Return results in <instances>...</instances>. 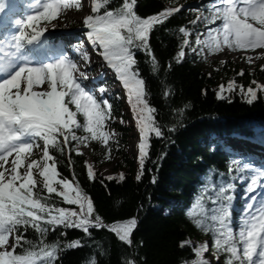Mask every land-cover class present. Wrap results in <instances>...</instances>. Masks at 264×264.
Wrapping results in <instances>:
<instances>
[{
    "label": "snow or ice",
    "instance_id": "1",
    "mask_svg": "<svg viewBox=\"0 0 264 264\" xmlns=\"http://www.w3.org/2000/svg\"><path fill=\"white\" fill-rule=\"evenodd\" d=\"M111 2L93 0L91 14L83 18V25L87 40L99 49L98 54L126 89L139 130L138 159L142 173L149 155L150 136L160 138L163 132L155 121V109L146 99L145 81L140 78L135 55L137 51L147 53L152 70L157 71L150 35L180 8H166L142 18L135 11L137 0H122L115 9L107 8ZM81 6V0H32L28 5L31 11L25 18L14 20L11 30H0V264H56L61 245L47 243L46 236L60 226L80 229L86 234H90V228L107 227L120 241L131 245L132 233L138 225L135 217L108 225L102 223L99 215L93 219L92 199L78 183L61 177L52 154V150L63 153L65 146L73 141H96L107 148L114 135L105 130L112 106L107 99H97L86 90L82 81L88 79L87 73L63 51L46 52L43 57L39 52L44 46L45 33L56 27L54 22L64 11L81 10ZM4 9V0H0V12ZM201 21L215 25L207 28L203 39L199 35L195 37L201 53L205 50L219 53L225 48L264 49V0H210L206 12L190 23ZM178 31L183 40L175 59L180 63L186 55L185 49L191 47L192 32L184 26ZM81 54L85 63L91 62L88 53L81 51ZM245 59L251 63L253 57ZM238 75L243 76L244 70ZM237 90L252 104L258 99V91H264V85L245 89L230 80L226 87L219 86L216 95L223 99L226 93ZM99 91L103 93L105 89ZM78 116L83 118L82 123ZM78 130L84 135H77ZM38 149L39 159L32 158ZM10 157L9 168L6 165ZM86 166L89 179H94L92 166L87 162ZM228 171L236 175H229L219 184H206L187 216L198 229L211 236L216 261L223 255V264H264V164L254 166L233 160ZM140 178L137 175L136 179ZM120 179H124L123 174ZM236 181L244 182L245 202L234 217ZM52 194L68 205L78 206L79 211L49 203ZM29 228L38 234V241L26 239L21 229ZM186 245L191 246V241L182 242L181 247ZM79 246L81 242L74 240L63 248ZM191 251L193 259L187 264H211L205 258L209 251L207 242L192 246ZM91 264L96 261L92 260Z\"/></svg>",
    "mask_w": 264,
    "mask_h": 264
},
{
    "label": "trees",
    "instance_id": "2",
    "mask_svg": "<svg viewBox=\"0 0 264 264\" xmlns=\"http://www.w3.org/2000/svg\"><path fill=\"white\" fill-rule=\"evenodd\" d=\"M191 1L137 0L135 6V11L142 18L156 15L166 8H180L164 24L156 26L150 35L149 43L158 64L157 71L152 70L151 57L147 53L137 51L135 55L140 78L145 81L146 99L149 106L155 109V121L163 132L160 138L150 136L149 155L143 172L139 161L127 157L124 152L130 127L111 123L114 117L122 116L123 102L120 99L111 102V118L105 128L116 130L118 144L109 143L107 148L96 141L86 144L98 165L102 158L114 154L123 180L120 175L109 180V176L97 170H93L95 178L89 179L86 156L78 150L80 142H71L65 146L63 153L52 150L61 177L78 183L92 199L93 219L99 215L104 225L133 217L138 220L132 233V244L120 241L107 227L90 228V234H86L80 229L60 226L46 236L47 243L58 242L61 245L56 264H91L92 260L96 264H130L132 261L135 264H187L193 259L191 247L196 246L194 239L202 238L210 247L206 253L208 257L210 252L214 253L211 236L192 223L187 216L188 210L206 184H219L229 175H236L228 171L233 160L259 166L250 157L229 153L222 149L218 141L209 142V139L215 136L220 140L236 135L264 140V91H258V99L249 104L239 90L226 93V98L219 99L216 95L218 89L213 87L217 80H221L225 87L230 80H235L245 89L256 87V84L264 85V71L258 66L242 67L230 60L218 62L215 68L207 70L192 47L185 49L183 61L177 63L175 57L183 40L179 28L184 26L191 30L192 45L198 23L193 25L190 21L196 18L199 10L206 12L210 4V0H202L197 8ZM121 3L122 0H112L107 8L115 9ZM241 69L244 70L243 76L238 75ZM115 75L112 72L111 76L116 78ZM77 134L84 135L81 130ZM137 175L141 176L139 180ZM236 184L239 185L237 181ZM49 203L79 211L78 206L62 202L56 194H52ZM242 207L237 199L234 217ZM21 231L27 240L38 241V234L31 228ZM74 240H79L81 246L68 250L63 248ZM186 241H191V246L181 247ZM224 259L221 255L214 264H223Z\"/></svg>",
    "mask_w": 264,
    "mask_h": 264
},
{
    "label": "rangeland",
    "instance_id": "3",
    "mask_svg": "<svg viewBox=\"0 0 264 264\" xmlns=\"http://www.w3.org/2000/svg\"><path fill=\"white\" fill-rule=\"evenodd\" d=\"M202 0H193L191 3H194V5L199 8V4ZM5 8L11 9L13 3L11 0H4ZM93 4V0H81V10H76L75 8L67 9L64 11L62 16L55 21L56 27L54 30L53 28H50L45 35H50L51 37H54V39L58 40L59 42L64 41H74L71 45L74 46L70 48L68 51L72 53L75 56V62L80 66L82 71H85L88 75V79L83 80L82 83L86 86L88 91L92 92L94 95H97L99 99H106L111 98L112 99H120L123 102L121 113L122 116L113 118L111 120V123L114 125L117 124H123L126 127H130L129 136L124 142V152L126 153L127 157L133 159L134 161L138 162V156H139V149L138 144L140 141L139 137V130L136 125V116L134 115L132 111V107L129 104L128 96L126 89L123 88L122 83L119 81V79L114 78L111 76V68L106 64L105 61H103V58L98 54L99 50H95L91 43L87 40L86 33L87 29L83 25V18L89 14H91V6ZM205 13L202 10H199L198 14ZM197 14V15H198ZM10 16H4L2 21L9 20ZM1 20V19H0ZM215 25H205L202 21L198 22V29L196 31V35H199L202 39L204 38V35L206 34L208 27H214ZM70 30L71 32H65L64 30ZM65 32V33H62ZM60 34V35H59ZM49 36V37H50ZM192 49L195 48L196 51H193L196 54H199L200 57L203 60L204 68L207 70H211V68H215L218 62L224 61V60H230L236 64H239L242 67L247 68H254L256 66L262 67L264 66V49H258V50H236V51H230L228 49H224L223 52L219 53H208L207 50H205L203 53L200 52V49L198 46L195 45V40L191 45ZM80 49L82 52L88 53L91 57L90 63H85L83 60L81 51H78L77 49ZM251 56L253 57V60L251 63H249L245 57ZM112 72L115 74V72L112 70ZM221 80H217L215 85L213 86L214 89L219 90V86L222 85ZM103 88L105 91L101 93L99 90ZM110 90V91H109ZM108 91L110 93H108ZM112 91V92H111ZM118 93V96L113 92ZM108 100V99H107ZM109 101V100H108ZM73 107L74 106H70ZM121 121H123L121 123ZM106 131H111L114 133V135L110 139V143H113V145L118 144V133L114 128L105 129ZM77 134V133H76ZM78 135V134H77ZM81 135V134H80ZM225 137L220 140L216 138L215 136H212L209 139V142H216L218 141L220 145L222 146V149H227V144L225 143L226 138L233 137ZM236 137V136H235ZM250 139L249 137H246ZM41 148H42V142H41ZM78 150L83 151L86 156V162L88 165H91L93 170H97L102 175L105 176H118L120 175L121 171L117 168V161L118 159L114 154H110L102 158L101 164L98 165L95 163L93 156L89 152V148L86 143H80L78 145ZM236 153L239 154L241 152H245V155L251 154L254 158V160L257 158L258 160L263 159L264 155L257 153V152H249L246 150H241L239 148L235 149ZM36 155L32 158L39 159L40 156V150H35ZM12 157L9 158V164L6 165V167L10 168V161ZM138 171L137 165L135 167V173ZM238 183L243 184L242 186V192L244 188V182L238 181ZM241 201H244V193L241 195ZM245 202V201H244ZM207 242L205 238H202L200 240L194 239L193 244L200 245L202 243ZM210 249V247H209ZM209 252V251H208ZM207 256V255H206ZM211 264H214L216 260L214 259V253L210 252L208 257H206Z\"/></svg>",
    "mask_w": 264,
    "mask_h": 264
},
{
    "label": "bare ground",
    "instance_id": "4",
    "mask_svg": "<svg viewBox=\"0 0 264 264\" xmlns=\"http://www.w3.org/2000/svg\"><path fill=\"white\" fill-rule=\"evenodd\" d=\"M227 144V150H235L237 148L241 150H246L249 152L264 153V143L254 142L251 139H241V138H230L225 140Z\"/></svg>",
    "mask_w": 264,
    "mask_h": 264
}]
</instances>
